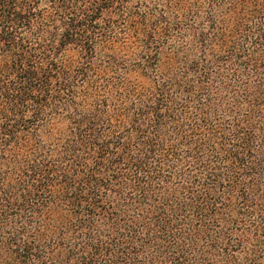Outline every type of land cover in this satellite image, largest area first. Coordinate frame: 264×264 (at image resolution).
Wrapping results in <instances>:
<instances>
[{"label": "trees", "instance_id": "1", "mask_svg": "<svg viewBox=\"0 0 264 264\" xmlns=\"http://www.w3.org/2000/svg\"><path fill=\"white\" fill-rule=\"evenodd\" d=\"M0 264H264V0H0Z\"/></svg>", "mask_w": 264, "mask_h": 264}]
</instances>
